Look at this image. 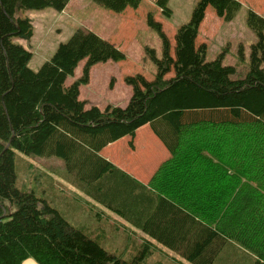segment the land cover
<instances>
[{"label":"trees","instance_id":"16d2710c","mask_svg":"<svg viewBox=\"0 0 264 264\" xmlns=\"http://www.w3.org/2000/svg\"><path fill=\"white\" fill-rule=\"evenodd\" d=\"M93 1L114 12L142 3ZM69 2L0 0V264H143L166 255L162 247L187 264H264V17L249 12L257 41L248 72L233 78L236 66L206 60L198 37L209 7L231 21L239 0H199L174 44L150 13L163 38L161 57L149 50L156 76H127V106L102 109L87 106L81 85L95 64L126 58L115 44L78 28L33 70L32 52L14 41L34 35L25 11L62 12ZM169 2L157 0L166 16ZM84 59L82 77L66 85ZM144 125L169 152L148 183L102 154ZM20 154L60 158L64 167L36 170ZM17 157L36 189L19 186ZM107 243L138 253L127 259Z\"/></svg>","mask_w":264,"mask_h":264},{"label":"rangeland","instance_id":"374dc122","mask_svg":"<svg viewBox=\"0 0 264 264\" xmlns=\"http://www.w3.org/2000/svg\"><path fill=\"white\" fill-rule=\"evenodd\" d=\"M239 1L241 7L231 21L219 17L213 8L209 7L198 37V43H206L208 46L206 60L220 58L224 65L236 66L237 73L233 78L243 77L248 72L251 48L257 41L255 32L247 23L249 12L253 10L264 17V0ZM198 2L199 0H170L172 14L166 16L157 5V0H142L139 8H128L123 12L111 11L93 0H71L67 11L63 13L53 8L25 11L22 16L32 20L34 35L29 40L16 37L14 41L32 52L29 66L38 70L54 54L59 44L67 41L75 30L85 28L95 31L120 48L126 58L122 61L109 60L95 64L90 71V81L81 85L80 98L87 101L88 107L96 105L103 109L108 104L126 107L133 93L126 77L140 73L148 80H153L157 67L149 50L154 49L157 57L163 54L162 35L150 25L149 14L152 13L155 19L162 23L164 32L174 44L178 28L190 20ZM85 64V59L79 63L74 75L68 77L66 85L82 77ZM168 76H172V73ZM235 137L237 136L231 138ZM105 154L111 155L120 167L134 173L141 181H146L145 183L149 182L148 177H151L169 156L167 148L149 125L141 127L134 137L126 136L117 141ZM24 157L36 166V170L42 169L53 174L54 170L64 167L60 158ZM24 167L17 157L19 186L25 184L30 189H36L38 178L26 177L28 172H24ZM54 177L64 183L68 191L74 190L60 177ZM61 206L59 204L58 207ZM61 208L65 211L63 206ZM62 209L61 212L65 215ZM66 216L73 222L70 214L66 213ZM106 245L111 251L127 259L138 253L136 250H125L126 247L122 248V244ZM162 249L166 255L156 252L143 264H156L158 261H163L164 264H187L178 254L163 247Z\"/></svg>","mask_w":264,"mask_h":264},{"label":"crops","instance_id":"0c3cea01","mask_svg":"<svg viewBox=\"0 0 264 264\" xmlns=\"http://www.w3.org/2000/svg\"><path fill=\"white\" fill-rule=\"evenodd\" d=\"M70 3H71V0H70V2L68 3V5L66 6L67 9H68ZM66 8L62 11V13H63L64 11H67ZM35 30H36V28H35ZM115 143H117V142H114V143L108 145L107 147H105V148L103 149V151H102V154H103L105 157H107L109 160L113 161L116 165H118V166L120 167V165H119L118 163H116V161H114V160L111 158V155H106V154H105V151H107V150H108L110 147H112ZM121 168L124 169L125 171L129 172L126 168H124V167H122V166H121ZM129 173L132 174L134 177L138 178L139 180H141L140 177H138L137 175H134V173H131V172H129ZM149 178H151V177L149 176V177H148V180H150ZM142 182L145 183L146 181L143 180ZM114 217H115V218H118L117 215H114ZM22 264H39V263H38L34 258L30 257V258H27L26 260H24V261L22 262Z\"/></svg>","mask_w":264,"mask_h":264}]
</instances>
